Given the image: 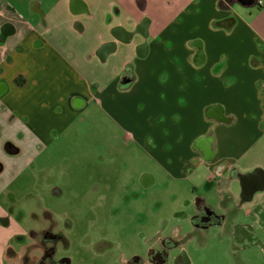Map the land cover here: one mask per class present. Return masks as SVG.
Masks as SVG:
<instances>
[{
  "label": "crops",
  "instance_id": "0c3cea01",
  "mask_svg": "<svg viewBox=\"0 0 264 264\" xmlns=\"http://www.w3.org/2000/svg\"><path fill=\"white\" fill-rule=\"evenodd\" d=\"M100 117L113 141L102 149L137 170L142 188L193 182L186 207L213 191L237 196L233 184L253 175L264 183V0H0V201H10L0 204V264L12 262L11 239L34 231L18 225L13 185ZM248 226L264 232V184L221 231L234 247ZM148 245L137 257L163 264L162 246Z\"/></svg>",
  "mask_w": 264,
  "mask_h": 264
},
{
  "label": "rangeland",
  "instance_id": "374dc122",
  "mask_svg": "<svg viewBox=\"0 0 264 264\" xmlns=\"http://www.w3.org/2000/svg\"><path fill=\"white\" fill-rule=\"evenodd\" d=\"M100 118L102 123L92 120L83 126V135L72 136L71 147H47L38 165L24 175L25 181L11 188L20 198L12 209L21 214L19 227L34 230L20 236L22 240L9 241L12 248H8L6 258L11 264H21L27 246V255H37L42 230L50 227L62 237L56 242L54 260H67L68 264H127L129 257L146 254L149 236L165 237L177 227L192 231L187 220L192 208L186 207V200L193 196V182L163 180L155 188H142L137 170L130 171L116 150L109 153L102 149L104 138L108 143L113 141L110 121ZM118 144L121 146L120 141ZM73 155L82 158L71 161ZM196 185L199 194H206L200 184ZM233 186L240 195V184ZM210 197L211 204L220 207L215 191ZM3 202V206L10 203ZM228 205L234 206L231 202ZM8 221L2 218L0 225L7 227ZM227 232L216 229L185 240L181 249L188 254L187 264H264L256 250L238 259Z\"/></svg>",
  "mask_w": 264,
  "mask_h": 264
},
{
  "label": "flooded vegetation",
  "instance_id": "af4514ba",
  "mask_svg": "<svg viewBox=\"0 0 264 264\" xmlns=\"http://www.w3.org/2000/svg\"><path fill=\"white\" fill-rule=\"evenodd\" d=\"M254 176V175H253ZM250 177L248 181L244 182L241 185L240 191L241 194L227 195L226 197L220 199V205L226 206L230 202L234 204V208L230 213L220 214L214 208V205L211 204L210 200H207L203 197H194L192 200V214L190 216V225L192 227V231L189 230L187 235L183 239H175L172 234L161 237L152 235L147 238L146 242L150 245H154V243H159L162 246V251L159 254V260L163 264H172L174 261H171V257L177 253V259L181 260L182 263H189L188 254L181 249L185 240H188L194 237L197 233L207 234L212 230H221L222 228L229 229L231 221L233 219L234 212L243 204L244 200L247 198L252 199L253 194H255V190L263 186V181L260 179ZM254 192V193H253ZM260 228V227H259ZM256 229L254 226H248L244 232H239L237 235V240L233 249L235 255L239 257L246 256L251 250L254 248L263 249L264 248V232L263 230ZM22 240L21 237H17ZM62 237L55 234L52 231V227L47 230H42V238L38 242V250L37 255L31 256L27 255V249L25 254L22 256L20 263L21 264H68L67 260H62L59 263L54 260L56 256V242L60 240ZM240 242V244H239ZM239 244V245H238ZM252 246V247H251ZM150 250V249H149ZM127 264H145L139 257L132 256L129 257ZM240 264V263H239Z\"/></svg>",
  "mask_w": 264,
  "mask_h": 264
},
{
  "label": "water",
  "instance_id": "95a60500",
  "mask_svg": "<svg viewBox=\"0 0 264 264\" xmlns=\"http://www.w3.org/2000/svg\"><path fill=\"white\" fill-rule=\"evenodd\" d=\"M11 26L10 25H7L4 30H3V33H2V40L4 37H6L9 33L8 32V29L10 28Z\"/></svg>",
  "mask_w": 264,
  "mask_h": 264
},
{
  "label": "built area",
  "instance_id": "2783aa9c",
  "mask_svg": "<svg viewBox=\"0 0 264 264\" xmlns=\"http://www.w3.org/2000/svg\"><path fill=\"white\" fill-rule=\"evenodd\" d=\"M258 4H259V5H262V4H263V2H262V1H258Z\"/></svg>",
  "mask_w": 264,
  "mask_h": 264
},
{
  "label": "trees",
  "instance_id": "16d2710c",
  "mask_svg": "<svg viewBox=\"0 0 264 264\" xmlns=\"http://www.w3.org/2000/svg\"><path fill=\"white\" fill-rule=\"evenodd\" d=\"M236 1L242 2L243 0H236ZM0 169H1V166H0Z\"/></svg>",
  "mask_w": 264,
  "mask_h": 264
}]
</instances>
